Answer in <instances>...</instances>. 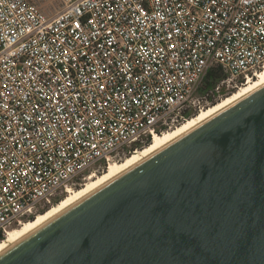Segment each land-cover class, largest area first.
<instances>
[{"label": "built area", "instance_id": "2783aa9c", "mask_svg": "<svg viewBox=\"0 0 264 264\" xmlns=\"http://www.w3.org/2000/svg\"><path fill=\"white\" fill-rule=\"evenodd\" d=\"M262 70L264 0H0V234Z\"/></svg>", "mask_w": 264, "mask_h": 264}, {"label": "water", "instance_id": "95a60500", "mask_svg": "<svg viewBox=\"0 0 264 264\" xmlns=\"http://www.w3.org/2000/svg\"><path fill=\"white\" fill-rule=\"evenodd\" d=\"M0 264H264V86L23 237Z\"/></svg>", "mask_w": 264, "mask_h": 264}, {"label": "bare ground", "instance_id": "6f19581e", "mask_svg": "<svg viewBox=\"0 0 264 264\" xmlns=\"http://www.w3.org/2000/svg\"><path fill=\"white\" fill-rule=\"evenodd\" d=\"M262 86H264V70L260 71L257 77L248 80L247 83L236 89L232 94L225 96L217 103L202 109L195 116L189 118L180 125L167 130L162 134L155 135L148 146L131 153L122 161L110 162L103 174H91L88 177L87 183L83 184L79 189L69 188L67 190L68 194L60 203L53 205L45 213L38 214L34 220L25 221L20 226H17V228L14 227L10 229L7 236L0 242V253L11 247L13 244L17 243L23 237L50 219L54 218L65 209L71 207L73 204L91 194L96 189L102 187L150 155L172 143L182 135L191 131L198 125L207 121L217 113L221 112L225 108L246 97Z\"/></svg>", "mask_w": 264, "mask_h": 264}, {"label": "trees", "instance_id": "16d2710c", "mask_svg": "<svg viewBox=\"0 0 264 264\" xmlns=\"http://www.w3.org/2000/svg\"><path fill=\"white\" fill-rule=\"evenodd\" d=\"M224 77V72L219 68V67H214V68H212L209 72H208V74H207V77H206V79H205V83H204V88H210V87H212V86H214L221 78H223ZM234 92V91H233ZM232 92V93H233ZM231 93V94H232ZM230 95V94H229ZM151 143V142H150ZM150 143H148L146 146H148ZM145 146V147H146ZM102 174V173H101ZM79 189V188H78ZM65 198V195L64 196H62L61 198H59L58 200H57V202H56V204L57 203H60L63 199ZM51 207H49V208H47V209H45V210H43V211H41L40 212V214L41 213H45L48 209H50ZM35 219V217H31V218H29L28 220H34ZM5 237L2 235V234H0V242L4 239Z\"/></svg>", "mask_w": 264, "mask_h": 264}, {"label": "rangeland", "instance_id": "374dc122", "mask_svg": "<svg viewBox=\"0 0 264 264\" xmlns=\"http://www.w3.org/2000/svg\"><path fill=\"white\" fill-rule=\"evenodd\" d=\"M39 5L44 8L47 12H53L55 11L57 8H58V5H59V0H36ZM228 96V95H227ZM126 158V157H125ZM124 158V159H125ZM123 160V159H122ZM121 160V161H122ZM107 169V168H106ZM90 172H93L92 170L88 172V174L90 175L91 173ZM103 174V172H101ZM101 173L97 172L96 175H101ZM94 174V173H93ZM88 181V178L85 179V183H87ZM80 188V186H78L77 188H74V189H78ZM66 196V195H65ZM56 205V203L54 204ZM36 218V217H35ZM29 221V220H27ZM17 228V227H15Z\"/></svg>", "mask_w": 264, "mask_h": 264}]
</instances>
